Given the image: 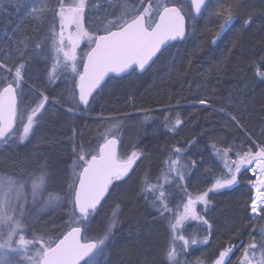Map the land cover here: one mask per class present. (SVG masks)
<instances>
[{"label":"snow or ice","instance_id":"snow-or-ice-1","mask_svg":"<svg viewBox=\"0 0 264 264\" xmlns=\"http://www.w3.org/2000/svg\"><path fill=\"white\" fill-rule=\"evenodd\" d=\"M110 9L105 10V16L101 19L96 16L93 19V9H99V0H10L11 5L17 12H24L23 20H30L39 31L42 27L51 23V34L45 35L44 40L50 41L49 51L45 45L36 40L32 49L34 56H40L45 63L46 88L48 85H56L58 80L66 82L64 91L60 95H49L45 91H39L32 103H28L24 92L23 84L26 81L29 71V62L32 56L25 53L29 50V41L34 38L26 35L24 38L15 40L14 47L19 53L17 62L13 67H8L5 62H0V69L7 68L11 76L4 84L0 85V145L14 146L17 142L25 144L29 138L39 132L46 105H59L73 116L76 113L87 114L91 102L110 82L123 81L138 82L149 72L157 61L167 59L169 50L176 46V42L189 41L195 36L198 26V18H204L203 14H209L208 19L216 17V29L213 31L207 25L208 31H212L210 43L205 41L198 44L189 54L187 66L190 68L192 59L197 52L209 51L222 38L224 33L230 30L234 20L243 14V0H190V10L185 11L187 5L179 0H107ZM195 13V15H193ZM252 20L251 14L244 20V27H247ZM91 21V27H86ZM99 22V23H97ZM57 24L59 26L57 30ZM74 29L69 31V29ZM14 31H16L14 29ZM242 31V29H241ZM87 40L89 51L85 57H79L78 52L81 42ZM264 43V40L261 41ZM94 45V46H92ZM239 46V38L234 37L231 47L227 48L224 58L227 59L233 48ZM36 50H40L37 52ZM62 55V60H61ZM54 60L51 71L48 70V63ZM222 63V62H221ZM63 65V70L58 72L57 66ZM82 66V71L80 67ZM221 71L219 64L215 65ZM170 70H175L176 75L186 73L187 68H177L175 58L169 65ZM70 75H65L69 71ZM261 79H264V72H258ZM67 93V99L64 98ZM230 94L229 102L233 99ZM129 99H132L130 96ZM199 104L210 106L206 99H199ZM83 106V107H81ZM148 111L147 109H139ZM221 112L225 109L221 107ZM230 118L231 127L239 129L248 140L256 144V149L251 147L243 150H235V159H230L231 147L217 149L213 144V150L218 159L223 161L222 169H209L213 172L214 179L211 186L195 196L188 193L186 186H182L186 180L185 173L177 167L180 158L188 149L176 147L174 153L176 158L165 161L168 172L179 176L178 187L187 194V202L183 199L181 204L176 206L173 213L170 202L162 185L148 186L142 184L139 195L149 199L144 194V189L155 192L159 190L153 208L158 214L161 223L167 221V231L170 235V243L162 252L161 264H184L182 254L187 253L192 245H206L209 243V236L213 224L209 222L205 214L197 209L196 205L201 204L207 210L211 197L209 193H218L222 190L231 189L239 182L238 174L242 167H247L255 176V180H249L251 185V204L249 205L251 219L256 217L264 218V143H258L252 139L246 128L244 113L237 111L233 113L230 109L225 112ZM111 128L106 129L102 134L103 142L97 141L96 146H78L76 143L77 130L71 127V135L67 138L73 155L72 172L73 176L68 183L67 195L48 193L44 198L42 193L46 191V185L50 179L47 163L38 165V169L29 171L21 162V168L27 179H10L0 177V264H101L100 257L105 255L106 242L119 231L121 221L120 205L112 211L109 223L102 237L94 241L84 239L82 233H86L90 227V220L97 214L103 203L112 191L119 187L117 182L126 183L132 178L131 174L143 154L133 150L130 155L121 157L117 151L118 132L122 127L120 121H109ZM182 120L177 118L174 124L165 119V128L170 132L177 131ZM22 128V131H18ZM115 129V131H113ZM264 134V129L261 130ZM190 147L195 146L196 141H191ZM221 152L223 153L221 155ZM196 161H192V168H195ZM183 167V166H182ZM190 172L191 170L188 169ZM166 182L168 173H165ZM31 182L33 191L32 207L27 202H20L16 185H23ZM41 193L37 197V193ZM70 206L68 229L61 233L56 240H50L43 234L30 230L33 228L32 221L40 218L39 213L55 212L60 210L64 203ZM39 204V207L36 205ZM183 211H179L180 207ZM35 208V211H33ZM157 219V217H154ZM198 221L206 226L200 231L201 237L189 235L186 237L179 229L186 221ZM260 244L251 242L243 247L241 264H264V224L260 226ZM182 242V247L178 244ZM235 245H229L221 250L218 257L212 264H230L231 254ZM259 247L260 255L256 258L255 253L249 255L250 250ZM197 264H202L198 261Z\"/></svg>","mask_w":264,"mask_h":264},{"label":"trees","instance_id":"trees-1","mask_svg":"<svg viewBox=\"0 0 264 264\" xmlns=\"http://www.w3.org/2000/svg\"><path fill=\"white\" fill-rule=\"evenodd\" d=\"M227 1L224 0L225 4ZM249 7V10L261 14V18L251 20L246 29L234 24L209 51L197 52L190 68L187 66L188 54L198 44L205 41L210 43L212 31H208L205 26L214 31L215 16H212L211 20L198 18L195 36L189 41L176 43V46L169 50L167 59L157 61L140 81L110 82L109 87L96 95L86 115L76 113L73 116L59 105L53 106L49 103L46 105L39 132L30 138L28 144L16 147L4 158H0V162L5 166L2 168L8 171L23 169L20 165L25 158L27 159L24 167L29 170L46 162L50 175L48 184L52 190L66 196L68 183L73 176V155L67 138L71 135V127L77 130V146L84 145L87 148L88 145L95 147L97 141L103 142L104 129L112 127L109 121L122 122L118 132L121 152L128 150V153H131L136 150L143 154V158L131 174L132 178L107 197V201L111 198L110 201L115 200L121 206L123 221V229L116 234L107 264H159L163 237L160 240L157 237L158 222L154 217L158 218V214L152 206L153 202L159 204L156 200L159 191L150 194L144 191L149 199L138 193L145 183L169 188L171 196L176 193L174 191L182 190L175 183L179 182V176L168 172L167 167L164 171L160 170L158 163H165L170 156L176 158V147L188 149L180 158L177 167L186 176L182 186H186L188 191H194L195 186L192 185L191 178L195 168H192V161L204 157L200 153L206 154L202 147L210 149L211 154L208 157L211 158L213 170L223 168V161L215 155L213 144L217 149L231 147L233 151L229 152L230 159H235V150L241 146L244 151L250 147L256 149L252 140H248L239 129L231 127L230 118L225 115L229 109L233 113L242 111L249 135L258 143H264V134L261 131L264 129V83L257 79V71H264V43L261 42L264 40V3H255ZM56 27L59 28L58 24ZM44 28L50 32L51 23ZM234 37L239 38V46L233 48L232 54L225 59L224 53L231 47ZM174 58L176 67L187 68L186 73L177 76L175 70H170L169 65ZM217 64L220 65L221 71L217 70ZM44 77L43 75L42 86L38 91L54 95L61 80H58L56 85H48L45 88ZM230 94L232 97L238 95L239 98L230 103ZM130 96L132 99H129ZM199 99L208 100L210 106H197ZM192 103L194 105H191ZM221 107L225 112L220 111ZM166 118L173 124L177 118L182 120L177 131L170 132L165 128ZM191 141H196L195 146L190 147ZM197 146H200L202 151L194 155ZM246 170V167H242L238 174L239 182L231 189L222 190L225 192L216 198L215 233L212 237L215 248L228 247L230 244L236 246L250 240L258 246L260 244L259 230L264 224V218L252 221L247 216V205L251 197L248 181L252 178ZM165 173H168V181H173L172 183L166 182ZM145 175L151 178L150 182L144 179ZM205 177L207 184L213 181V172L208 171ZM105 205L106 202L95 214L99 232L104 225L101 214ZM69 211L70 206L65 202L61 210L49 214L33 225L30 232L35 231L50 240H56L68 229ZM158 226L163 228L162 223ZM83 236L91 241L99 237L98 234L91 236L88 230Z\"/></svg>","mask_w":264,"mask_h":264},{"label":"flooded vegetation","instance_id":"flooded-vegetation-1","mask_svg":"<svg viewBox=\"0 0 264 264\" xmlns=\"http://www.w3.org/2000/svg\"><path fill=\"white\" fill-rule=\"evenodd\" d=\"M211 1H212V3H215V0H211ZM34 2H35V0H29V3H34ZM261 2L264 3V0H243L244 12L242 15L238 16L234 20L232 26L234 24L235 25L237 24L242 29H246L247 27H249L250 24L247 27H244V20L248 18L249 14H251L252 20L256 21V20L260 19L261 14H258L256 11H254L252 9L249 10V8H250L249 6H251L252 4L254 6L255 3H261ZM23 17H24V12L23 11L17 12L16 9L11 5L10 0H0V62H5L8 67H13V71H14V65L17 62V59L19 57V53L16 51V49L14 47V41L22 39L26 35H30L34 38L33 40L29 41V50L25 53V55H27V56H32V60L29 62V71L27 73L26 81L23 84V92H24L25 98H26L28 103H32V101L35 100V97L39 94L38 88H41L42 80H43V75H42V71H41L42 57L34 56L32 49L34 48V44H35L36 40H39L40 42L43 41V29L44 28L42 27L39 31H36L35 26L32 24V22L30 20H23ZM257 28H259V27H257ZM14 29L16 31H14ZM46 30H48V29H46ZM50 31H51V29H50ZM47 32L49 33V31H47ZM36 51L39 52L40 50H36ZM258 72H264V71L258 70L257 73ZM10 76H11V73H9L7 71V68L0 69V85L7 82V80L9 79ZM257 79L264 83V79H261V77L259 75H257ZM41 125H42V123H41ZM41 125L39 126V128L41 127ZM18 131H22V128H18ZM30 138H29V140H30ZM29 140L26 141L25 144H19L17 142L16 147L25 146L26 144H28ZM0 146H3V145H0ZM117 151H118V154L120 155V153H121L120 144L118 145ZM130 154L131 153H127V155H130ZM121 157H126V155L121 156ZM139 162H140V160L138 161V165H139ZM210 166L212 167V169H214V167L212 165H210ZM247 167H246V169H247ZM136 168L137 167H135V169ZM199 169H200V172H202V166L201 165L199 166ZM199 169L197 167L196 170H199ZM246 172H247V174H248V172L251 174V172L248 170H246ZM205 180H206L205 177L204 178L200 177L198 180L199 182L196 183L194 191H190V192L192 194L196 195L198 192H203V191L207 190V188L211 186V183L213 181H211L207 184V181H205ZM117 183L119 184V186L124 184V182H117ZM117 188H115L113 191H117ZM163 190H165V193H166L168 200L170 202V207L173 209V213H175V211L177 210L176 206L178 204H181L182 199H183L184 203L187 202V198H186L187 194H185L183 191H174L176 193L173 194V196H171V194H170L171 190L169 188L163 187ZM144 191H148V189H144ZM157 191H159V190H157ZM222 192H225V191H221L218 193H209V196L211 197V203H210L207 210H205L204 206L201 204L196 205L197 209L200 210L201 212H203L205 214L206 218L209 220V222L213 224V228L211 230V235L209 236L210 240H212V241L214 239L212 237H214V233H215V231H214V227H215V221H214L215 201H216V198L218 196H220V194H223ZM248 205H249V203H248ZM248 205H247V216H248V218L252 221L257 220L258 218L254 219V220L251 219L252 214L250 213V209H249ZM179 211H181V212L183 211L182 206L179 208ZM188 222H189V224H188ZM165 223H166V225H165V227H163L164 235H163V243H162V247H161V252L159 255V259H160L159 264H161V261L163 259L162 248L164 250V248L170 243V235H169V232L167 231V221H165ZM201 229H204V231H207L206 226L200 224L198 221L189 220V221H186L184 223V225L179 229V231H181L185 235H187V232L190 231L189 235L194 234V235H197V237L199 238L202 235V232L200 231ZM251 242H253V240L243 241V242L239 243L240 244V245L238 244L239 248L236 249L235 252L231 254V259L234 255L241 253V251H243L244 245H247ZM178 244L182 247V242H178ZM213 244H214V241H213L212 245L210 242L211 246H213ZM225 247L226 246L222 247L218 251L215 259L217 258L219 252L221 250H223ZM200 249H201V245H192V247H190V249L187 253L182 254L181 258L186 259L187 256H192V257L196 256V255L200 254V252H199ZM218 249L219 248H215L214 252ZM252 250H255V249H252ZM256 250H258V248ZM231 259H230V261H231Z\"/></svg>","mask_w":264,"mask_h":264},{"label":"rangeland","instance_id":"rangeland-1","mask_svg":"<svg viewBox=\"0 0 264 264\" xmlns=\"http://www.w3.org/2000/svg\"><path fill=\"white\" fill-rule=\"evenodd\" d=\"M52 2H53V0H52ZM172 2H176V0H172ZM179 2L186 4L187 7H186L185 11L186 12L189 11V1L188 0H179ZM106 9H110V5L108 4L107 0H99V9L98 10L97 9H93L92 10L93 11V19L96 16H99L101 19H103V17L106 14L105 13V10ZM110 10L115 11V9H110ZM204 16H205L204 17V20H208L209 14L207 12H205ZM86 27H91V21L89 22L88 25H86ZM73 30L74 29L70 28V31H73ZM50 33H51V31L48 33L45 28L43 29V41H42V43L45 45V50L46 51H49V55H51V52L49 50L50 41L44 40V36L47 35V34L50 35ZM87 51H89L88 42H87V40H83L81 42L79 48L77 49V52H78V62H79V57H85V54L87 53ZM61 60H62V55H61ZM45 63L46 62L42 59L41 71H42V75H44V76H45V74H44V71H45ZM47 63H48V70L51 71V65L54 64L55 61L54 60H50ZM56 70L58 72L62 71L63 70V65L62 64L61 65H58ZM80 70H81V67H80ZM70 74L71 73H70V68H69V71L67 73H65V75H70ZM44 79H45V82H46V78L45 77H44ZM65 84H66V82L63 81V80H61V83L55 89L54 94L55 95H60L64 91ZM64 98L67 99V93H64ZM191 105H194V104L192 103ZM197 106H204V105H201V104L198 103ZM204 107H206V106H204ZM105 131H106V129H104L103 133ZM102 140H103V136H102ZM197 147L198 148H196L195 151H194V155H195V153L198 154L200 152V150L202 151V148L205 150V153L206 154H204V152H200L204 157H200L201 159L198 157L196 159V161H197V164L196 165L197 166L195 167V173L193 174V178H191V180H192L191 183H192L193 186L196 183L199 182L198 180H199L200 177L201 178H204L205 175H206V173L209 171V169H212V167L210 166L211 165V163H210L211 158L208 157L211 154L209 147H202V148L200 146H197ZM15 148H16V144L14 146H9V145L0 146V158H2V157L4 158L8 154V152L10 153V151H12ZM78 151H79V147H78ZM127 153H128V150H122V152L120 153V156H125V155H127ZM196 156H198V155H196ZM1 163L2 162H0V177H7V178H10V179H14V180L15 179H27V177L24 174V170L23 169H14V170H11V171L4 170L3 168L5 166H3V163L2 164ZM200 165L202 166V172H200V169H199V166ZM2 166H3V168H2ZM157 166H160V170H163L165 167H167L165 165V163H161V164L158 163ZM197 167H198L199 170H196ZM248 167H253V165L252 166H248ZM26 168L28 169V167H26ZM35 169H38V166ZM35 169H33V170H35ZM248 174H249V176L253 177V175L250 174L249 172H248ZM144 179H146L148 182L151 181V178L150 177H147V175H145V178ZM252 180H254V177L252 178ZM151 185H153V184H151V183L148 184V186H151ZM156 185H158V184H156ZM16 188L18 189V192L14 191L12 193V195L14 197H16L18 195L20 202H22V203L23 202H27V206L32 207V201H33L34 197H33V191H32V187H31V182L29 181L28 183H24L22 186L21 185H16ZM46 189L47 190L42 193V195H43L44 198H47L49 192H52L54 194H60V193H58V191L52 190V188L48 184V182H47V185H46ZM145 189H147V187H145ZM249 191H251L250 187H249ZM113 192L114 191H112V193ZM147 192H149L148 194H150V191H147ZM188 192L191 193L190 191H188ZM0 195H2V193H0ZM40 195H41V193L38 192L37 193V197H39ZM109 199H111V198H109ZM109 199L106 202L105 210L101 214L102 215L101 217H103V222H104V225H103V228L101 230V233L99 232L98 226L96 225L95 215L90 220V227L88 229V233H90L91 236H96L98 234L99 237H102L104 235L105 231H106V228H107L108 223H109V217L112 215V211L116 208V205L118 204L117 201H115V200H111L110 201ZM63 206H64V204H63ZM36 207H39V204H37ZM120 209H121V211H120L119 219L121 221V224L119 225V231L116 232V234L119 233V232H121L122 229H123L122 208H121V206H120ZM33 211H35V208H33ZM58 211L59 210H57L55 212L39 213L38 216L40 218L34 219L32 221V225H36L37 223L41 222L49 214L57 213ZM156 222H158L157 223L158 225L161 224L159 218L156 219ZM188 224H189V222H188ZM158 225H156L157 228H158V230H156V231H157V237L160 240V239H162V237L164 235V230H163V228L159 227ZM165 225H166V223L164 221L163 222V227H165ZM189 232H187L186 237L189 236ZM93 234H96V235H93ZM116 234L109 241L106 242V249H105V253L106 254L105 255H102L100 257L101 264H107L108 257H109V248H111L114 245ZM202 235H203V233H202ZM210 242H211V245H212L213 241L210 240V238H209V243L208 244L201 245V249L199 251L200 254H198L196 256H193V257L192 256H187L186 259H182L184 261V264H197L198 261L202 262V264H212V261L215 259L216 254L218 253V251L222 247H220L218 250H216L214 252L215 246L214 245L211 246L210 245ZM190 247H192V246H190ZM162 251H163V248H162ZM253 253H255V256L253 258H256V257H258L260 255V250L259 249L258 250H256V249L255 250H250L249 255L251 256ZM209 256H210V258H208ZM242 256H243V251H241V253H238V254L234 255L232 257L231 261H230V264H241Z\"/></svg>","mask_w":264,"mask_h":264},{"label":"water","instance_id":"water-1","mask_svg":"<svg viewBox=\"0 0 264 264\" xmlns=\"http://www.w3.org/2000/svg\"><path fill=\"white\" fill-rule=\"evenodd\" d=\"M188 1H189V5H190V0H188ZM193 15H195V13H193ZM181 42H183V41H181ZM181 42H176V43H181ZM92 46H94V45H92ZM85 58H86V56H85ZM81 71H82V68H81ZM81 107H83V106H81ZM117 149H118V144H117ZM82 235H83V233H82ZM90 242H91V241H90ZM239 245H240V244H239ZM239 245H237L236 247L233 248V252H232V253H234L235 250L239 248ZM217 257H218V256H217ZM81 264H83V262H81Z\"/></svg>","mask_w":264,"mask_h":264},{"label":"bare ground","instance_id":"bare-ground-1","mask_svg":"<svg viewBox=\"0 0 264 264\" xmlns=\"http://www.w3.org/2000/svg\"><path fill=\"white\" fill-rule=\"evenodd\" d=\"M55 95V94H54ZM253 167H254V165H253ZM31 170H33V169H31ZM31 170H29V171H31ZM194 186H196V184L194 185ZM250 208V207H249ZM253 215V214H252ZM100 233H101V231H100ZM111 250H112V247L111 248H109V257H108V260H109V258H110V256H111ZM108 263V262H107Z\"/></svg>","mask_w":264,"mask_h":264}]
</instances>
